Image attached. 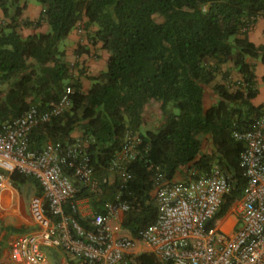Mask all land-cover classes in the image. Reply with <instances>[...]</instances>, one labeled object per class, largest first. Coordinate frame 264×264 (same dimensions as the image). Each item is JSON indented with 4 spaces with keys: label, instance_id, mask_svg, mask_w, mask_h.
Segmentation results:
<instances>
[{
    "label": "trees",
    "instance_id": "trees-1",
    "mask_svg": "<svg viewBox=\"0 0 264 264\" xmlns=\"http://www.w3.org/2000/svg\"><path fill=\"white\" fill-rule=\"evenodd\" d=\"M30 2L43 6L36 22L21 20ZM0 8V85L6 86L0 93V130L32 107L51 110L73 87L71 109L32 130L31 150L74 144L72 135L79 131L95 176L103 180L113 174L112 161L125 149L127 136L139 138L137 154L127 164L126 189L119 174L102 186L101 195L74 180L75 200L89 199L95 213L106 214V205L121 194L130 205L123 229L139 239L157 219V189L192 172L198 178L220 165L230 177L225 204L243 197L247 179L240 160L246 146L234 133L253 130L264 117V106L252 103L258 81L247 62L264 63V46L248 38L264 18V0H0ZM42 22L49 26L47 33L24 38L18 32ZM75 29L85 30L90 44H102L109 54L107 70L88 76V92L80 82L84 68L75 80L61 48ZM87 53L80 45L76 56ZM230 62L241 76L236 82L231 70L222 71ZM218 75L223 82L214 84ZM152 104L160 124L148 129L145 109ZM66 174L72 177L73 171ZM11 180L32 182L37 196H43L34 178L14 173ZM77 218L88 228L89 219L80 213ZM134 264H157V259L140 254Z\"/></svg>",
    "mask_w": 264,
    "mask_h": 264
},
{
    "label": "built area",
    "instance_id": "built-area-1",
    "mask_svg": "<svg viewBox=\"0 0 264 264\" xmlns=\"http://www.w3.org/2000/svg\"><path fill=\"white\" fill-rule=\"evenodd\" d=\"M72 73L77 80L79 75ZM73 93V87H68L51 110L42 113L32 107L0 130V192L9 187L14 173L34 178L43 189V196L34 197L30 204L37 231L11 244L15 264H45L44 248L61 249L86 264H134L138 255L150 253L157 264H264V117L253 130L234 133L246 146L240 166L247 179L243 197L235 200L240 223L235 233L225 232L215 222L230 192L229 174L216 164L210 174L193 178L192 172L180 183L159 187L157 219L135 239L116 233L118 229L109 223L130 210L121 194L116 202L106 205V214L82 216L89 219L88 228L80 224L74 180L96 195H101L102 186L110 181L96 178L85 153L86 142L77 140L68 146L49 143L42 151L29 147L35 127L71 109ZM138 145V136L128 135L125 149L112 161L111 171L123 178L122 189L131 179L127 164L135 158ZM67 169L73 171L72 177L66 174ZM69 204L71 213L67 212Z\"/></svg>",
    "mask_w": 264,
    "mask_h": 264
},
{
    "label": "crops",
    "instance_id": "crops-1",
    "mask_svg": "<svg viewBox=\"0 0 264 264\" xmlns=\"http://www.w3.org/2000/svg\"><path fill=\"white\" fill-rule=\"evenodd\" d=\"M42 12V5L30 2L27 9L23 12L21 20L36 22L40 19ZM3 21L4 14L0 8V24ZM93 30H95V28H93ZM48 31L49 26L45 22H42L38 27L23 26L18 29L19 34L24 38L35 33H47ZM71 34L74 35V43L69 47H65L67 54L66 59L74 73L79 75L80 70L84 68L85 75L80 77V82L82 84V90L88 92L92 85L88 76L96 77L107 70L109 54L102 48V44H90L85 30L75 29ZM248 38L249 41L257 47L264 46V18L259 19L257 24L249 31ZM80 45L88 50L89 53L78 57L76 56V51ZM247 62L254 66L258 81L259 93L252 103L256 107L264 106V83L262 80L264 78V63L260 59L255 60L251 58H248ZM228 70H231V79L234 82L241 78L231 62L222 66V71L226 72ZM222 82L223 77L218 75L214 84ZM147 108L148 107L145 109V113ZM155 114H157V112ZM145 122L147 124L146 119ZM157 124L160 123L158 122ZM81 136L82 133L77 131L72 135V138L79 140L81 139ZM114 179L115 175L112 174L110 176V181H113ZM10 181L9 187L0 192V264H15L11 255V244L20 236L37 231V226L34 224L30 212L31 201L37 196V186L32 182L21 184L12 180ZM79 206L83 217L95 213L89 199L79 200ZM217 217L215 222L225 232L233 234L238 230L240 223L238 222L235 225L233 220L228 218L227 213H225L220 220H218ZM124 218L125 214L120 213L117 218H113L109 221L110 226L113 229H118L116 232L118 234H127L131 236L128 231L123 229L122 224ZM144 249L150 251V248L145 247ZM141 250L142 248L140 246L137 251L140 252ZM44 252L46 254L45 264H60L62 262H67V264H86L82 260L68 255L61 249L44 248Z\"/></svg>",
    "mask_w": 264,
    "mask_h": 264
},
{
    "label": "rangeland",
    "instance_id": "rangeland-1",
    "mask_svg": "<svg viewBox=\"0 0 264 264\" xmlns=\"http://www.w3.org/2000/svg\"><path fill=\"white\" fill-rule=\"evenodd\" d=\"M36 3V2H35ZM74 43V35L71 34L63 43L61 44V48L65 49V47H69ZM6 89V86L0 85V93ZM158 107L156 104H152L151 106H148L146 113H145V119L147 120V128L152 129L156 128L158 126L159 122V114H158ZM157 112V114H155ZM237 201L231 200L229 202H226V204L222 207L220 210L217 219L220 220L225 213H227L228 218L232 219L234 224L236 225L239 222V218L236 212V204Z\"/></svg>",
    "mask_w": 264,
    "mask_h": 264
}]
</instances>
